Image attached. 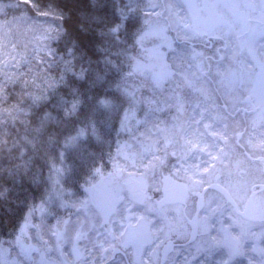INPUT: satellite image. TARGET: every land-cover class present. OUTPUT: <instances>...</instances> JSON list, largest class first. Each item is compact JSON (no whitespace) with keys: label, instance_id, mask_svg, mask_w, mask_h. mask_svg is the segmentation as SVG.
I'll use <instances>...</instances> for the list:
<instances>
[{"label":"snow or ice","instance_id":"6c2138e0","mask_svg":"<svg viewBox=\"0 0 264 264\" xmlns=\"http://www.w3.org/2000/svg\"><path fill=\"white\" fill-rule=\"evenodd\" d=\"M241 3L258 10L264 18V0H203L202 3L189 0L185 6L215 9L239 7ZM126 8L119 15L113 10L111 18L108 15L90 18L97 21L99 42L107 41L112 51L123 48V53H127V47L118 41L129 33L130 25L136 27L129 15L131 8ZM172 30L176 35L170 39ZM45 38L65 37L57 32L51 37L45 34ZM194 42L205 48L211 46L212 55L205 56L195 48L186 55L187 46ZM131 44L136 55L126 56L129 71L120 81L109 77L104 69L97 67L92 71L89 55L86 50L82 53L78 41L71 52L65 48V75L57 81L62 87L50 101L54 107L49 109V104H43L35 113L33 119L39 121L36 131L50 135L55 127L63 137L64 151L79 150L95 134L97 117L115 114L119 119L122 114L124 123L135 119L138 104L146 103L151 112L175 108L183 113L190 106L200 117L192 118L194 124L208 121L202 124L204 134L181 137L175 143L165 137L156 141L162 147L155 152L151 150L153 145H149L146 151L150 158L140 161L147 170L145 179L126 190L98 198L93 187L86 190L85 199L77 201H68L59 192L50 193L46 199L41 197L39 205L33 204L28 209L19 233L8 242L10 252L15 251L17 259H3L5 249L0 243V264H92L101 252L105 258L112 257V264H180L175 259L177 255L183 257V264H217L213 259L216 255L221 257L219 264H241L237 258L249 253H254L258 260L249 259L248 264H264V167L256 166L257 171L252 166L256 155L253 150L264 153V105L252 109L260 121L261 134L258 143L249 137L243 159L228 148L229 140L233 139L228 132L214 127L222 122L227 129L230 127L227 120L235 122L228 109L232 107L235 112L239 109L232 101L239 100L242 104L253 101V93L245 94L242 90L251 75L246 58L255 62L258 78L264 84V23L250 36L241 38L231 25L207 23L194 13L182 17L174 28L147 22L131 34ZM180 44L184 48L177 52ZM78 53L81 55L76 60ZM121 54L117 51V64L113 66L111 52L105 49L108 57L105 68L120 74ZM77 65L79 72L75 70ZM69 72L71 75H67ZM145 88L151 94L141 100L137 94ZM43 98L42 94L33 97V104ZM218 101L223 104L217 106ZM256 125L257 119H252L251 127L254 129ZM232 131L236 137L246 135L238 128ZM202 136L223 141L224 146L208 143ZM177 145L179 155L172 150ZM169 156L182 161L174 166L179 175L168 168ZM260 164L264 165V156ZM157 169H160L159 179ZM164 171L169 175L164 176ZM148 173L155 184L150 185ZM59 208L74 211L61 217ZM49 217L56 223L51 224ZM116 254L122 258L117 260Z\"/></svg>","mask_w":264,"mask_h":264},{"label":"trees","instance_id":"16d2710c","mask_svg":"<svg viewBox=\"0 0 264 264\" xmlns=\"http://www.w3.org/2000/svg\"><path fill=\"white\" fill-rule=\"evenodd\" d=\"M140 4L141 1L136 0H38L35 4L33 0H0V33L1 25L5 29L7 22H18V30H14L13 35L16 37L13 38L28 50L0 78V243H3L5 250L9 248L8 242L23 227L28 209L33 204L39 205L41 197L46 199L51 192H59L67 200L68 191L79 188L75 196L84 199L88 196L86 190L91 189L97 180L93 179L96 173L109 170V135L117 129L118 120L123 119L122 114L119 119L115 114L97 117L95 134L86 139L79 150L72 151L63 150V137L58 135L55 127L50 135L38 133L36 128L39 121H34L33 117L43 104H49V109L54 107L50 101L62 87L57 81L61 75H65V48L71 52L77 41L82 53L87 51L92 71H96L97 67L104 69L109 77H115L117 81L127 76L129 64L123 59L136 55L132 49L131 34L148 22V16ZM126 6L131 8L129 15L133 17L136 27L130 25L129 33L122 35L118 41L127 47V53H123V48L112 51L107 41L99 42L100 29L96 27L97 21L90 18L104 15L111 18L113 10L119 15L122 10L127 11ZM35 24L53 27L54 31L48 35L50 37L59 32L65 38H48L45 44L39 40L36 51L28 49L26 45L28 42L30 44L32 38L29 30ZM170 35L173 37L176 34L171 31ZM32 44L35 45L34 41ZM105 49L111 52L113 66L117 64V51L122 53L119 57L122 66L120 74L105 68L104 62L108 59ZM80 55L77 54L76 60ZM68 59H72L71 56ZM76 60L72 62L76 63ZM84 67H89L87 60ZM75 70L79 72L80 66L77 65ZM67 75H71V72ZM50 84L53 87H49ZM41 94L44 98L33 104V97ZM137 95L142 97L141 93ZM141 107L144 112H151L148 105ZM175 110L165 108L162 112H156L159 113L157 117H169ZM139 115L144 117L145 114ZM150 124L142 120L137 128L145 132ZM159 128L165 129L164 126ZM72 211L74 209H65L64 214L69 215ZM49 221H52L50 217ZM100 255L103 252L94 259Z\"/></svg>","mask_w":264,"mask_h":264},{"label":"rangeland","instance_id":"374dc122","mask_svg":"<svg viewBox=\"0 0 264 264\" xmlns=\"http://www.w3.org/2000/svg\"><path fill=\"white\" fill-rule=\"evenodd\" d=\"M136 1H141V4H140L141 9L148 16V22L159 23L161 25L170 24L174 28L175 23H176L175 20L169 21V23L164 21V19L166 20V17L168 15H164L166 13H164V9H163V7H161V1L160 0H144L145 2H142V0H136ZM150 1H152L153 4L147 5L146 3H149ZM169 1L171 2L172 0H169ZM152 5H160V7L153 8ZM172 6L173 7L171 9H168V14H170L171 16L174 13V12L171 13L172 9H179V6L177 3H175V4L173 3ZM184 9L185 10H192V9H188L186 6H184ZM175 12H177V10ZM191 14L193 15L192 11H191ZM224 14L226 16H228V18H230L229 17L230 14L228 12H225ZM173 17L176 20L179 19L178 15H173ZM187 17H190V15L187 14ZM16 24H19V23L18 22L13 23V21L7 22V24H5L6 30L1 25L2 30L0 33V78L7 71L9 66L13 65L20 58L21 55H25V51L27 50L22 45H20L19 43H16L14 38H13V37H16V36H13L14 30L15 31L18 30L16 27L17 26ZM32 28H34V29H32ZM29 31L31 33L32 38H31L30 44L28 42L27 45L26 44L25 45L28 49L33 48L36 51L37 47H38V41L39 40L43 41V44H45V42H47V39L45 38V34L49 35V32L54 31V28L51 26L45 27V26H39L38 24H35L34 26H32L30 28ZM171 37L172 36L170 35V32H169V38L171 39ZM33 41L35 43L34 46L32 44ZM43 47H44V45H43ZM174 47H175V44H174ZM183 48H184V45L180 44L179 48L178 47L176 48V51L180 52L181 49H183ZM192 49L193 48L188 45L186 55H190ZM195 50L197 52H203L205 56H208L210 54L207 50H204V49H196L195 48ZM123 60H124V62H127L126 58H124ZM251 75L248 78H246L245 84L247 86L252 87V85H254L255 83H258V86L262 87L261 82L257 78L252 77ZM140 93L142 94V97H140L141 100H143L145 96L150 95V91L146 88L141 89ZM217 103H219V102H217ZM141 106H147V104L141 103V104L137 105L135 119L124 122V123H122L123 119L118 120L117 129L114 132H111V134L109 135L111 137V139L109 140V148H110L108 151L109 154L107 156V160L111 161L109 170L106 172H103V171L97 172L96 171L97 172V173L95 172L96 176L93 179H97V180L94 182L95 184L91 187V188H93V187L95 188L96 195L98 198H103V197L107 196L108 194L115 192L116 190H126L127 187L129 185H131V181L133 178H136L138 181L145 179L144 175H145L147 170L144 167V164L141 163L140 161L142 159L146 160V159L150 158V153L148 151H146V148L149 145H153L151 150L153 152H155L159 148L162 147V145L156 144V141L160 140V136L158 135V132L156 134H151V132L161 130L159 127L163 128L164 123L166 122V119L161 120L158 117L155 119L154 116H158L159 113H156L158 111H156L154 113L148 111L146 113V111L144 112V109ZM154 107H155V105H154ZM174 112L175 113H172V116H175V117L178 116V118H179V115H180L181 119L178 120L177 122L182 123L181 125L180 124L178 125L179 132L174 127L175 128L174 132H175V137H176L175 142L180 140L181 137H192L193 134H196V135L204 134L205 130L202 127V124L204 121L200 125H196L193 123L192 118L196 117L197 112L192 111V108H190V106L186 107V110L183 113H178L176 110ZM143 113L145 115H144V117H141L142 115H139V114H143ZM254 116H256V114ZM252 117L248 118V121L249 120L251 121ZM198 119H200V118H198ZM142 120L145 122H151V124L154 123V125L151 126V124H150L148 129L145 132L144 131L142 132L137 128L138 127L137 121L140 122ZM205 122H208V121L206 120ZM239 123L240 122L238 119L235 120V122L232 121L231 128L230 127L227 128L229 131L228 132L229 137L233 138V139L229 140L228 148H230L233 155L238 156L241 159H243L241 151L236 149V144H235L236 143V136H235V133L232 132V128H237ZM167 124H168V122L165 123V125H167ZM256 126H258V125H256ZM214 127L219 131H226V128H224V124L222 122L216 123L214 125ZM238 129L242 131V128H238ZM152 135L156 136L157 138L152 137ZM249 137H251V135L248 133V131H246V135L243 136V140H242L244 144L248 143ZM148 138L150 140H147V142H146V139H148ZM201 138L202 139L206 138L208 143H216L218 146H224L223 141L213 140L211 137H206V136H202ZM234 140H235V142H234ZM173 142H174V140H173ZM177 147L179 148L178 145H177ZM262 154H264V153H262ZM205 158H207V157H205ZM181 162L182 161L178 160V161H175L174 164H175V166H178L179 163H181ZM168 168L171 169V171L176 172V167H174V166L169 167L168 166ZM125 170H127V173H128V175L126 177H124L121 174L122 171H125ZM159 172H160V169H157V175H158L156 177L157 179H159ZM166 172H168V171H166ZM176 174L179 175L180 173L176 172ZM148 180L150 182V185L155 184V180L152 179L151 173H148ZM76 190H79V188H76L74 190L72 189V190L68 191L67 200H69V201L83 200V199H79V197L75 196ZM51 193L55 194L56 192H51ZM152 194L155 196L154 193H152ZM64 211H65L64 208L58 209L59 215L61 217L67 215L66 213L64 214ZM50 219L52 220L51 224L56 223L55 219H53L52 217H50ZM9 252H10L9 248L7 250H5L4 255H3V259L8 260V261H15L17 259L16 252L11 251L10 254H9ZM213 258H218V257L214 256ZM244 258L247 261H249V259L258 260V257L254 253H249L248 255H246L244 257H239L237 259L241 262V264H245V262L243 261Z\"/></svg>","mask_w":264,"mask_h":264},{"label":"flooded vegetation","instance_id":"af4514ba","mask_svg":"<svg viewBox=\"0 0 264 264\" xmlns=\"http://www.w3.org/2000/svg\"><path fill=\"white\" fill-rule=\"evenodd\" d=\"M188 1L189 0H172L171 1L172 3H171L169 0H167V2L165 0H161L162 6L164 9V13H166L164 15H168L166 17V20L164 19V21L169 23V21L175 20V22H177L182 17H187V14H189L191 17L192 16L191 11H192L193 14L195 13V14L199 15V17L204 22L217 23V24H220L221 26H223L224 24L231 25L233 32L237 36H240L241 38H245V37L250 36L253 31L258 30L259 26H261V24L264 23V18L261 17V14L258 10H254L251 8L244 7L243 3H241V5L239 7H223V6H220V7L215 8V9H204L203 7H199V8L192 9V10H185L184 6L186 5V3ZM191 2L202 3L203 0H191ZM173 3L174 4L177 3L179 6V9H172L171 10V13L174 12L173 15L179 16L178 20H176L173 17V15L171 16L170 14H168V8L165 7L166 5H172ZM176 10H177V12H175ZM225 12H228L230 14L229 15L230 18H228V16H226L224 14ZM168 25H170V24H168ZM172 31L175 32L174 30H172ZM175 34H176V32H175ZM259 44H260V40L257 39V46L258 47H259ZM189 46H191L192 48H196V49L207 50L210 53L209 55H212V47L211 46L208 48H205L202 44H199L198 42L191 43V44H189ZM249 59L246 58V65L248 67V71L252 74L251 75L252 77L257 78L259 80L258 75H257V73L259 72V69L257 67H254L255 62L252 61L251 58H249ZM261 85H262V87H259L258 83H255L254 85H252V87H250V86H247L246 84H244L242 90L245 92V94H247L248 92L251 91L253 93V101L251 102V104H242V103H240L239 100L232 101V105L234 107L238 108L239 112L233 111L232 107H229V109H228L229 112H232V115H233V117H235V120L238 119L240 122L238 127L237 126L236 127L242 128V132L248 131V133L251 135L253 140L256 141V143L259 142V138H260V134H261V128H260V121L258 120V118L256 116H254L256 113L253 112L252 109H254V108L259 109L262 105H264V84L261 83ZM218 102L219 103H217V106L223 104V101H218ZM245 109H247V110H245ZM250 117H252V119H257V125L258 126H256L254 129H252V127H251V121L250 120L248 121V118H250ZM154 118L156 119L157 116H154ZM195 118L198 119L200 117L197 114ZM165 119H166V122H168V124L164 126L165 129L162 131L161 140L164 139L165 137H168L171 140H174L173 143H175L176 137H175L174 129L179 128L178 125L182 124L180 122L179 123L177 122L178 120L181 119V117H180V115H179V118H178V116L175 117V116L171 115L169 117L161 118V120H165ZM232 121L233 120H227L226 121V123H228L230 125V128L232 126ZM226 131L229 132L228 129H226ZM151 133L154 134L155 132H151ZM148 140H150V139H148ZM241 140H243V136L236 137V143L235 144H236V149L240 150L241 154H242L245 151H247V149L244 147V145H245L244 143H240ZM173 149H175V148H173ZM253 151L256 152V155L253 156V165L252 166H253L254 170L258 171L256 166L264 167V165L260 164L261 157L264 156V154H262L259 151V149H254ZM177 154L179 155L180 152H178ZM175 161H178L176 157L169 156L167 165L169 167L170 166L173 167V166H175V164H174ZM122 173H123L124 177L126 175H128L127 170L122 171ZM168 175H169V172L164 171V176H168ZM121 258L122 257L120 254H116L117 260H120ZM123 259L127 262L126 257H124ZM135 259H136V257H133V260H135ZM175 259L177 261H179L180 264H183V257L182 256L177 255L175 257ZM97 260L99 261V264H112V257L108 256L107 258H105L104 253H103V255H100L97 259H94L93 264H96ZM243 261L245 262V264H248V261L245 258Z\"/></svg>","mask_w":264,"mask_h":264},{"label":"water","instance_id":"95a60500","mask_svg":"<svg viewBox=\"0 0 264 264\" xmlns=\"http://www.w3.org/2000/svg\"><path fill=\"white\" fill-rule=\"evenodd\" d=\"M137 183V182H136Z\"/></svg>","mask_w":264,"mask_h":264}]
</instances>
